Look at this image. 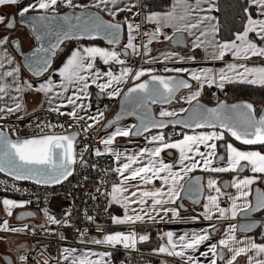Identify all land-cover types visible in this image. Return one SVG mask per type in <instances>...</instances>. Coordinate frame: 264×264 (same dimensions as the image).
I'll use <instances>...</instances> for the list:
<instances>
[{
  "label": "snow or ice",
  "instance_id": "6c2138e0",
  "mask_svg": "<svg viewBox=\"0 0 264 264\" xmlns=\"http://www.w3.org/2000/svg\"><path fill=\"white\" fill-rule=\"evenodd\" d=\"M219 12L220 0L168 7L163 0H0V122L22 120L33 93L41 99L32 111L45 113L30 122L29 135L0 123V173L49 188L79 166L83 186L92 185L83 195L95 202L90 209L85 201L79 217L68 209L57 218L45 206L44 223L14 226L7 217L32 201L2 198L0 233L42 232L58 243L55 255L40 241L17 244L15 259L0 256L3 264H112L113 250L136 251L152 242L153 226L171 223L200 226L159 229L151 251L162 254L161 264H264V191L253 188L264 183V108L215 92L214 104L203 102L206 87L264 89V0H235L227 23ZM66 41L78 43L65 52ZM154 44L162 46L155 54ZM93 96L118 98L119 111L111 119L107 104L93 111ZM127 117L135 122L122 123ZM223 173L230 180H221ZM0 184L27 195L16 183ZM101 214L118 227L98 222ZM35 216L25 211L15 219ZM64 229L74 233L70 243Z\"/></svg>",
  "mask_w": 264,
  "mask_h": 264
},
{
  "label": "built area",
  "instance_id": "2783aa9c",
  "mask_svg": "<svg viewBox=\"0 0 264 264\" xmlns=\"http://www.w3.org/2000/svg\"><path fill=\"white\" fill-rule=\"evenodd\" d=\"M167 7V6H165ZM135 63L139 65L141 62L139 60H136ZM215 92L216 95L220 99L227 100L223 93L219 92L217 89H214L212 93ZM211 93V94H212ZM215 101V100H213ZM35 117H41L45 118V113L41 111L26 113L24 115V118L22 120H17L16 118L8 119L6 121L0 122L8 126L10 129L12 126H16L18 132L20 135H29L32 134L33 129L29 127L30 122H35ZM48 119H51L53 122L57 119L55 115H52L50 117H47ZM60 119L66 120V117H61ZM102 135V133H100ZM89 143L93 144L96 147H100V145L96 144L95 141H90ZM97 158L92 157L91 161H96ZM99 161L102 165L107 166L108 158L102 157L99 158ZM82 174L83 170L77 166V174H74L72 177L69 178L68 181H65L63 185H55L49 188H44L41 186H37L34 183L30 182H14L12 178H9L7 176H3L0 174V181H6L8 185H11L13 183H16L18 187L21 189H27V195L23 194V192H15V191H6L4 190V185L0 184V193L3 195H7L10 197H14L20 200H30L32 201L31 204H29V207L34 208L36 211H38L37 215L39 216L38 222L31 225H40L44 223V218L42 214L40 213L39 209H42L43 207L47 206L52 214L56 215L57 218H60L65 211L68 209H74V216L79 217L83 211V208L85 207V201L87 202V207L92 209V206L95 202L88 199L87 196H84L83 193L85 192H91L92 191V185L91 181L88 182V186L85 187L84 181L82 180ZM93 176L95 173H91ZM46 197V202H45ZM39 198V206H37V199ZM112 210V209H111ZM90 214H94L93 212H90ZM98 222L101 224H104L106 227L109 228H115L116 226L111 225L110 221L108 220V217L106 214H101L97 216ZM49 227L55 228V225H49ZM160 227L158 228V230ZM157 230V231H158ZM65 234L68 237V242L70 243L73 239L74 233L72 229H64L63 230ZM89 231L91 234L95 236H100L102 233L97 232L94 227H90ZM0 235H6V236H12L14 238H17L14 234L10 233H0ZM23 239L24 241H27L29 244H35L36 241H40L41 244H47L50 245L48 248V251L52 254H56V249L58 247V243L55 239H52L51 237H47L44 233H39L35 237H21L18 238ZM61 244L63 242H60ZM138 250L136 251H130L123 249L122 246L118 247V249L113 250L114 254L121 255L120 259L117 262H114L113 264H147L146 262L148 259L152 256L147 250H144L140 247H137ZM154 256V255H153Z\"/></svg>",
  "mask_w": 264,
  "mask_h": 264
},
{
  "label": "crops",
  "instance_id": "0c3cea01",
  "mask_svg": "<svg viewBox=\"0 0 264 264\" xmlns=\"http://www.w3.org/2000/svg\"><path fill=\"white\" fill-rule=\"evenodd\" d=\"M82 2L87 3L88 0H82ZM172 2H173V0H168L167 7L170 6ZM217 15H218V13H217ZM17 19H18V17H17ZM165 30L171 32V29H165ZM23 32L25 34H28L27 30L23 29ZM77 43L78 42H76L73 45V47H75ZM84 43H89V42H84ZM99 46H105V44L99 42ZM152 47H153V53L155 54V50L157 48H159V47H162V46L158 45V44H154ZM196 51H197L198 55H202V51L201 50L197 49ZM140 62L142 63V61H140ZM202 63H207L209 66H212L213 64H215V66L217 68L223 66V62H221V61H216V62L207 61V62H202ZM148 66L160 67V65H145V67H148ZM118 67L119 66H117V68ZM212 89H216V88L213 87ZM92 90H93V92H95L94 87H93ZM218 91L222 92L220 90H218ZM40 99H41L40 96L37 95V94L33 93V94L28 95L27 101H26V103H27V112L26 113L33 112L32 111L33 108H36L38 106V104L40 103ZM92 99H93V111H95L97 107H99L100 110H103L104 109V105L105 104L108 105V111L106 113V118H109V117H111L113 115V113L116 111V105L118 104V101H119L118 98L115 101H110L107 98H103L102 100L97 101L95 96H93ZM37 111H41V110H37ZM13 118H15V117H12L11 119H13ZM122 123H134V121L125 120ZM102 135H103V133H102ZM118 140L120 141V145L122 147H127L129 149L134 147L133 145H130V144L126 143V138H118ZM140 143L143 144L142 138L140 139ZM166 159H167V157H166ZM196 174L204 175L203 173H200L199 171H197L195 174L193 173V175H196ZM247 174L251 175V173H247ZM217 175L219 176V178L221 180H230V178H231V174L230 173H223V174H217ZM156 183L158 184L159 182L157 181ZM257 186L260 187L262 191H264V183L253 185V188H255ZM4 197L17 199V198L10 197V196H7V195H3V194L0 193V200H2V198H4ZM17 200H20V199H17ZM184 203L189 209H191L193 207V205H190L187 202H184ZM25 211H32V212L36 213V216L34 218H26L23 221H19V220L15 219V217L17 215H19V214H21L22 212H25ZM111 211L122 214V210L119 209L118 206H113V209ZM37 213H38V211H36L34 208L29 207L28 205H26L24 208H16V209H14L13 210V216L12 217H7V218L9 219L10 223L13 224L14 226H18L21 223H29L31 225V224H35V223L38 222V219H39L38 217L39 216L37 215ZM181 214L185 215V216L189 215V213H185V212H182ZM4 218H6V217H5V214L2 211V205H0V220H2ZM199 226L200 225H193V224H186V223L185 224H180V223L159 224V225L153 226L151 228V236H152V232H154L157 235V230H158L159 227H160V229H163V230H172V231L177 232V233H182V232H185V231H191L193 228H197ZM116 227H118V226H116ZM4 237H6V239H4ZM24 243L29 244L27 241H24L23 239L19 240L18 238H14L12 236L0 235V256H3V254H5L7 252L8 255L12 256V258L15 259V251H14V249L16 248L17 244H24ZM145 243H147V242H145ZM141 245H143V244H138L137 247H140ZM144 250H147V249H144ZM147 251L152 255L148 259V261L146 262L147 264H161V259L164 258L162 256V254H154V253H152L151 249L147 250ZM113 263H114V261H113V257H112V264ZM0 264H3L2 260H0Z\"/></svg>",
  "mask_w": 264,
  "mask_h": 264
},
{
  "label": "trees",
  "instance_id": "16d2710c",
  "mask_svg": "<svg viewBox=\"0 0 264 264\" xmlns=\"http://www.w3.org/2000/svg\"><path fill=\"white\" fill-rule=\"evenodd\" d=\"M168 0H163V5L167 6ZM155 7V4H154ZM235 10V0H220V12L218 15L221 20L225 23L231 21L233 13ZM65 11V10H62ZM107 17V16H106ZM108 18V17H107ZM77 41L66 42L65 44L68 46L65 48V52H67ZM86 42V41H85ZM103 43L102 41H99ZM64 47V46H62ZM214 89H205L203 93V102L214 104L215 101L211 98V93ZM223 95L227 99L228 102H235L240 100L250 101L254 104L257 111H259L264 106V89H260L259 87H252L246 85L232 84L226 85L224 91H222ZM195 174V173H194ZM156 234L152 232V242L145 243L140 247L142 249L150 250L156 246ZM121 255L114 254L113 261L117 262L120 259Z\"/></svg>",
  "mask_w": 264,
  "mask_h": 264
},
{
  "label": "water",
  "instance_id": "95a60500",
  "mask_svg": "<svg viewBox=\"0 0 264 264\" xmlns=\"http://www.w3.org/2000/svg\"><path fill=\"white\" fill-rule=\"evenodd\" d=\"M66 11V10H65ZM93 11H96L95 9H93ZM19 19V18H18ZM105 19H107V17L105 16ZM24 30H27L26 28L24 29ZM28 31V30H27ZM67 42V41H66ZM65 42V43H66ZM87 42V41H86ZM103 42V41H102ZM104 43V42H103ZM240 101H242V100H240ZM243 101H245V100H243ZM228 102V101H227ZM236 102V101H235ZM205 103V102H204ZM229 103H232V102H229ZM117 106V109H116V111L113 113V115L111 116V117H109L108 119H111L112 117H114V115L119 111V101H118V105H116ZM156 107H158V105L157 106H154V111H156ZM262 108H264V106L262 107ZM125 120H132V121H134L135 122V119L133 118V117H127V118H125ZM124 120V121H125ZM123 122V121H122ZM0 174H2L3 176H7V175H5L4 173H0ZM196 175H202V174H196ZM7 177H9V178H11L10 176H7ZM70 178V177H69ZM21 182H30V181H21ZM30 183H32V182H30ZM184 202H187V203H189L190 205H192L191 204V202L190 201H188L187 199H185L184 200ZM255 216H256V218L257 219H260V214L259 213H257V214H255Z\"/></svg>",
  "mask_w": 264,
  "mask_h": 264
},
{
  "label": "rangeland",
  "instance_id": "374dc122",
  "mask_svg": "<svg viewBox=\"0 0 264 264\" xmlns=\"http://www.w3.org/2000/svg\"><path fill=\"white\" fill-rule=\"evenodd\" d=\"M118 105V104H117ZM116 109H117V106H116ZM158 109H159V106L158 107H156V111H158Z\"/></svg>",
  "mask_w": 264,
  "mask_h": 264
}]
</instances>
